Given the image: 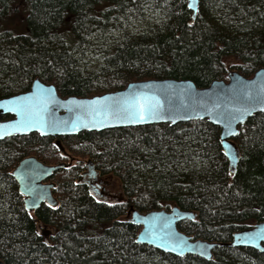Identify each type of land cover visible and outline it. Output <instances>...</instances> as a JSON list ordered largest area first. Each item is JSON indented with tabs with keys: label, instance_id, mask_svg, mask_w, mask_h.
Returning a JSON list of instances; mask_svg holds the SVG:
<instances>
[{
	"label": "trees",
	"instance_id": "obj_1",
	"mask_svg": "<svg viewBox=\"0 0 264 264\" xmlns=\"http://www.w3.org/2000/svg\"><path fill=\"white\" fill-rule=\"evenodd\" d=\"M187 5L0 0V97L28 90L37 76L62 96L86 97L149 78H189L203 87L230 69L250 77L264 66V0H200L195 20ZM91 49L99 54L93 66ZM235 141L241 159L230 175L220 127L207 119L83 131L61 137L65 152L37 132L0 140V261L264 264V252L251 247L224 244L208 260L138 243L141 226L128 215L131 206L179 205L197 213L180 230L224 243L264 219V112L240 126ZM29 155L50 164L77 157L50 179L57 206L25 208L12 171ZM87 158L96 179L84 176Z\"/></svg>",
	"mask_w": 264,
	"mask_h": 264
},
{
	"label": "water",
	"instance_id": "obj_2",
	"mask_svg": "<svg viewBox=\"0 0 264 264\" xmlns=\"http://www.w3.org/2000/svg\"><path fill=\"white\" fill-rule=\"evenodd\" d=\"M190 0H187L189 3ZM192 10L193 20L200 10V0H197V9ZM247 86L253 92V97L248 99L241 95L240 89ZM264 87V66L258 68L255 73L248 77L235 69H230L227 78L214 79L208 86L199 87L193 80L189 78H149L142 80H133L124 88L107 91L93 96L81 97L77 95L62 96L57 89L56 84L42 80L39 76L34 78L30 88L26 91L16 93L10 96L0 97V102L11 100L17 96H28L37 92L39 89H50V103L47 105L46 119L54 121L56 127H32L26 131H16L10 125L18 117L14 112L5 111L0 108V125H8V127L0 130L10 134H0V140L7 137L18 135H28L37 132L42 136H52L56 138V144L61 150L64 147L61 144V137L76 135L83 131H101L104 129L124 127V126H140L156 123H169L176 125L178 123L190 122L199 119H207L209 122L220 127V143L223 153L229 162V171L237 172L238 163L241 159L240 149L235 138L240 133V126L259 112H264V94L256 96L255 94ZM133 93H147L149 95L156 94L159 96L164 105L165 114L171 116L172 119L157 120L146 123H117L111 120H104L103 116H96L93 109L98 105L91 104V101L98 100L101 97H108V100L100 101L101 104L115 105L123 98ZM219 105V107H216ZM249 109V114L243 116L242 122L235 121L232 129L238 135H225V124L220 113L234 110L235 108ZM10 115L8 118L4 116ZM188 117V118H183ZM211 117V118H210ZM174 120V122H173ZM220 120L221 122H217ZM96 121H102L105 126L93 127L91 124ZM88 123V127L82 125ZM73 124L76 129L73 130ZM223 141V143H222ZM235 154L236 159L233 161L231 156ZM71 163L60 162L57 164H48L39 159L36 155H29L22 158L12 171V175L16 179L19 191L24 197V206L29 212L36 211L43 203L48 206L55 207L59 204L58 198L54 195L53 189L56 186L54 181H50L56 171L67 168ZM87 170L85 175H97V168L92 159L86 162ZM128 215L130 220L141 226L136 241L141 244L151 245L161 251L171 253L177 256L186 254H194L205 259L214 257V249L216 247L227 244L229 246L251 247L264 252V219L254 225L240 229L233 234L231 241L224 243L220 241H210L204 238H194L179 229L178 223L183 220H194L197 213L193 210L181 208L179 205L167 208H154L146 212L131 206ZM143 226V227H142ZM173 233L172 241L165 235ZM259 233L254 242H245L246 234ZM154 234V235H153ZM183 240L187 247H183V255L177 251H171L177 242ZM163 244L164 247L160 245ZM204 252L205 255H201ZM0 264H3L0 261Z\"/></svg>",
	"mask_w": 264,
	"mask_h": 264
},
{
	"label": "snow or ice",
	"instance_id": "obj_3",
	"mask_svg": "<svg viewBox=\"0 0 264 264\" xmlns=\"http://www.w3.org/2000/svg\"><path fill=\"white\" fill-rule=\"evenodd\" d=\"M188 8L196 10L197 9V0H190L188 3ZM121 20L123 17L120 18ZM127 26V25H126ZM241 95L244 98H252L253 92L247 86H242L240 89ZM51 93L50 89H39L37 92L32 93L28 96H17L13 97L11 100H5L0 102V108H3L5 111L14 112L18 117L15 121L11 123V127L16 131H26L32 127H56L54 121H49L46 119L45 113L47 112V105L51 102L48 98ZM264 94V87H262L259 92L255 95L260 96ZM108 97H101L98 100L91 101V104L98 105L97 108L93 109V113L96 116H103L104 120H111L117 123H146L157 120H165L172 119L171 116L165 114L164 105L161 102L160 98L156 94H147V93H133L128 97L123 98L119 103L115 105H107L101 104L100 101L108 100ZM216 107H219L217 105ZM249 114V109L247 107L244 108H235L234 110H229L220 115L223 117V122L225 124V135H238L234 129H232V124L240 120L242 122L243 116ZM188 118V117H183ZM211 118V117H210ZM174 122V120H173ZM217 122H221L217 120ZM83 127H88L89 124L85 123L82 125ZM91 126L96 127L105 126L102 121H96L91 124ZM8 127V125H0V130ZM73 130L76 129V124H73ZM0 134L7 135L10 133L0 132ZM223 143V141H222ZM236 155L233 154L231 159L234 161L236 159ZM230 175L234 173H229ZM51 206V205H50ZM39 235V233H37ZM154 235V234H153ZM169 241L171 242L174 234L166 233L165 234ZM259 236V233H249L246 234L245 242H254L255 239ZM264 238V237H262ZM47 243V241H45ZM187 247V244L180 240L171 248V251H177L179 249L180 254L183 255V247ZM164 247L163 244L160 245ZM201 255H205L204 252H201Z\"/></svg>",
	"mask_w": 264,
	"mask_h": 264
},
{
	"label": "rangeland",
	"instance_id": "obj_4",
	"mask_svg": "<svg viewBox=\"0 0 264 264\" xmlns=\"http://www.w3.org/2000/svg\"><path fill=\"white\" fill-rule=\"evenodd\" d=\"M142 26H144V25H142ZM92 50L93 49H91V50L88 51L89 56L87 57V59L89 61L92 60L90 63L88 62L90 66H93V65L97 64V62H99V54L97 52H95V50H93V51ZM64 152H65V149H64ZM87 160H88V158L85 160V164H86ZM76 161H77V157L76 156H73V157L68 158L67 160L62 161V162L71 163V165H73V164H75ZM48 164H50V163H48ZM86 170H87V165H86V169L84 170V172ZM87 176H89V175H87ZM89 177L96 179L97 176L96 177L95 176H89Z\"/></svg>",
	"mask_w": 264,
	"mask_h": 264
}]
</instances>
